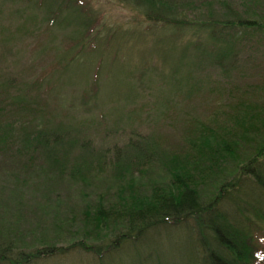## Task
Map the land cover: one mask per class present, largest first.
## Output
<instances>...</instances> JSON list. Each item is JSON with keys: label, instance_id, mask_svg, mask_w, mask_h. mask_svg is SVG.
Segmentation results:
<instances>
[{"label": "rangeland", "instance_id": "rangeland-1", "mask_svg": "<svg viewBox=\"0 0 264 264\" xmlns=\"http://www.w3.org/2000/svg\"><path fill=\"white\" fill-rule=\"evenodd\" d=\"M36 1L0 0V100L7 113L0 126L20 119L3 131L9 138L0 131V264H209L210 238L188 221L153 219L147 210L160 206L154 200L177 171L190 176L204 205L217 198L229 208L222 199L231 185L229 200L253 210L264 201L241 170L264 146V0H163L192 16L191 27L149 21L143 9L120 0H82L87 24L80 26L76 14L65 9L57 16L54 5L36 9ZM229 11L259 26L217 28L218 20H232ZM207 12L214 14L208 30L216 26L221 53L228 51L220 66L205 54L216 43L197 26ZM87 25L93 29L86 35ZM22 92L40 113L8 115L11 97ZM242 102L263 116L258 129L235 130ZM36 119L61 128L63 137L70 132L73 146L60 148L63 164L29 144L24 134ZM198 123L207 126L203 140L191 130ZM133 132L151 138L162 155L129 171L112 156L126 153ZM214 134L237 144L209 171L217 154L202 144ZM86 139L84 153L75 142ZM144 218L152 226L137 233ZM252 230L264 236V223Z\"/></svg>", "mask_w": 264, "mask_h": 264}, {"label": "trees", "instance_id": "trees-1", "mask_svg": "<svg viewBox=\"0 0 264 264\" xmlns=\"http://www.w3.org/2000/svg\"><path fill=\"white\" fill-rule=\"evenodd\" d=\"M120 1L129 2L134 7L143 9L147 20L155 23L174 26L186 25L188 27L195 25L193 22H191L190 17L192 16L188 17L189 15L186 12L182 13L178 9L172 10L170 8L171 6L169 7V5L164 7L163 0ZM36 2V9L41 8V5L43 4L48 6L54 5V15L58 16L61 11L64 14L65 9H67L66 12H69V14L73 13L78 16V24L80 26L87 24L86 20H83V18L86 16V11L84 9V3L82 0H38ZM172 2L174 3V0H172ZM166 3L168 4V2ZM174 4L176 5V3ZM48 12L50 13V10ZM227 14L231 15L232 20H230V22L218 20L216 22L217 28H229L236 26L240 29H254L255 27L259 26V23L255 20L245 19L242 16L237 15V13L234 11H229ZM213 16V13L207 12L206 17L208 19L202 21V23H199L197 26H201V24H203L202 26L208 30L212 24L210 21L213 20ZM87 20L89 21L88 18ZM63 21L64 20L62 17L59 22ZM228 23L230 24L228 25ZM215 27L208 30V32L210 39L216 43L217 50L214 51L213 48L212 50L211 48H208L205 54L209 57L212 56V58L215 60L216 66H220L222 60L226 57L225 54H227L228 51L221 53V48L219 47L220 43L217 40L219 37L216 36L217 28ZM92 29L93 26L87 25V31L85 30L86 35L90 34ZM182 58H185V56H182L181 59ZM180 83L181 81H178L177 85H180ZM17 89L19 88L17 87ZM10 103V106L12 107H9L11 109L7 110L8 115L13 114L16 116L18 114H23V112L29 111H33L37 114L41 111V109L37 108L35 110L32 109L35 107L36 102L31 99V96L28 94L26 96L23 92L20 95L18 94L16 97H11ZM238 108L241 111L239 112L238 119L235 121L237 125L235 130H241V132L244 133L249 130H256V128L258 129L257 123L263 125V116H261V114H259L257 111L253 113L247 111V109L252 108L249 103L242 102L239 104ZM5 114L7 113H5V108L0 100V118L4 117ZM17 120L20 119L15 118L13 122L7 123V126L3 124L6 126L5 129L4 127L0 126L3 139L9 138V136L5 138V133H3V131H8L10 133L11 129L13 128V124ZM32 123L34 125H30V130L24 134L26 139L29 140V144L34 146L33 148L35 151L43 152V154H45V158L52 160V162H59L63 164L65 161L60 162L61 159L59 158L61 150L60 148H68V146H73V143H71L73 139L70 135V132L64 131L63 137L61 135L62 129L59 127H57L58 130L48 128L41 122L37 121V119ZM191 128L192 133L198 135V138L200 137L199 139H204V132L207 130V126H205V124L198 123L193 127L191 126ZM133 134L134 139H132L128 144V147L125 148L127 150L126 153L124 154L123 151H118L116 155L112 156V159H114V165H117L120 168H127L129 171H132L133 169L136 170V167H141L147 163L152 164L153 161H156V157L159 158L162 155L155 150V143L151 138L144 137L145 135L135 132H133ZM26 139L24 137L25 142ZM64 141L66 143H64ZM21 142L23 143V141ZM149 142H151V144ZM75 143L76 148L81 152H84L83 150H87L88 147H90L91 141L88 139L81 141L76 140ZM200 144L201 143L199 142V145ZM236 144L237 142H235V139L232 137H224L222 135L217 137L215 134L213 137H209L207 141L205 140L204 144L202 145L207 148L209 147L211 152L217 154V156L214 158V162L211 164L209 171H211L212 167L215 169L216 167L221 166L222 162L225 160L223 153L227 155H233ZM195 145L197 144L194 142L192 147H195ZM131 152L133 153L132 155ZM83 157L84 155H82L80 159ZM162 160L164 161L165 157L162 158ZM173 160H175V158L171 161H168L169 166L174 167L175 163H172ZM84 164L90 165V163ZM241 170L244 173L243 178L250 180L248 185L250 187L253 186L254 191L257 189L264 198V146H262L257 151L256 155L251 158L247 164H244L243 167H241ZM188 179H190L189 175H182L177 171V174L174 176L169 190L165 189L160 191V196H158V199H153L155 202H158L160 206L155 203L151 206V208L148 207L147 213L149 216L153 219L162 217L165 221H169V223H174V220L176 222H183L184 220L188 221L187 223L196 229L197 235H206L208 238H210V242L205 244L209 264H264V236L262 233L258 235L252 234V228L257 225V222L264 223V203H262L264 201H256V210H253L248 204H246L247 201L229 200L231 195H234L232 192L236 191L235 186L231 185L233 191H231L226 196V198H223L226 200L222 199V201H225L226 204L229 205V208L226 209L225 206L224 210L221 208V206H218L219 199L217 198L215 201H211L207 205H204V201H200V193L198 188L192 186L189 182L190 180ZM235 185L238 186V189L243 187V185H240V181L238 180H236ZM225 188L226 186L224 184L222 189ZM158 212H160V214ZM169 217L172 218V220H170ZM250 217L251 219H255L254 221L256 222V225L251 224ZM142 221H144L145 224L142 225L137 233H143L144 229L152 226V224L148 222L146 223V221H148L147 218L142 219ZM245 222H247V224H245ZM259 231L262 232L261 230ZM141 236L142 234L140 237ZM126 239L127 237H119L117 244H124ZM111 249L112 247H108L106 250L100 251V256L104 253L110 252ZM219 251L224 254L225 257L220 255L218 253Z\"/></svg>", "mask_w": 264, "mask_h": 264}]
</instances>
